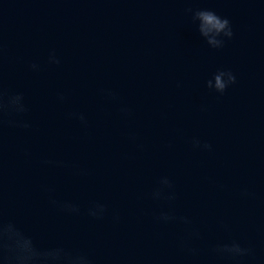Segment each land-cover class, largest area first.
<instances>
[{"label": "water", "instance_id": "water-1", "mask_svg": "<svg viewBox=\"0 0 264 264\" xmlns=\"http://www.w3.org/2000/svg\"><path fill=\"white\" fill-rule=\"evenodd\" d=\"M188 8L227 17L233 39L210 49ZM0 44V82L25 95L31 125L3 128L0 197L39 247L71 243L95 264H264V0H0ZM219 69L237 80L223 95L205 86ZM162 176L173 201L151 198ZM94 201L109 216L83 214ZM160 212L190 223H159ZM233 240L251 254L211 251Z\"/></svg>", "mask_w": 264, "mask_h": 264}, {"label": "clouds", "instance_id": "clouds-1", "mask_svg": "<svg viewBox=\"0 0 264 264\" xmlns=\"http://www.w3.org/2000/svg\"><path fill=\"white\" fill-rule=\"evenodd\" d=\"M191 15L192 23L196 25V31L203 38L210 49H223L226 43L233 39L234 31L231 21L227 17H222L211 9H192L185 10ZM3 47L0 44V56H2ZM48 63L59 65L60 60L52 51L48 56ZM30 70L38 71L39 65L32 63ZM237 82L235 74L230 69L217 70L210 79L206 81V88L210 92L223 95L226 90ZM102 94L106 97L116 100L117 94L111 89H103ZM61 101L64 97H59ZM120 111L128 115L130 110L127 107H121ZM29 112L25 95L22 92L8 93L4 90L0 82V142H2L3 128L5 124L11 127L30 128V122L25 118ZM15 115L20 120H6V116ZM69 118L78 121L82 126H87V118L83 112H71ZM193 148L205 151H211L212 145L206 141H201L197 137L191 140ZM43 164L48 166L60 167L62 161L44 160ZM242 195L249 193L244 191ZM154 200L176 199L174 184L167 176H162L157 182V186L151 193ZM50 205L59 212L69 216H79L82 214L81 206L68 200L49 199ZM83 214L93 220H103L109 216V207L107 204L94 201L83 210ZM114 222H118L119 216L111 213ZM155 219L159 223H172L180 221L190 223L188 217L176 216L170 212H160ZM193 236L199 238V233L194 232ZM193 253L196 252L192 248ZM211 251L222 258L237 259L251 254V249L244 246L239 241L216 244ZM0 264H95L92 255L84 248L77 247L71 243L60 242L47 248L39 247L31 236L26 235L16 223L7 218L3 207L2 197H0Z\"/></svg>", "mask_w": 264, "mask_h": 264}]
</instances>
